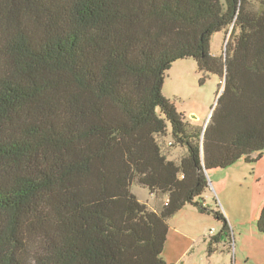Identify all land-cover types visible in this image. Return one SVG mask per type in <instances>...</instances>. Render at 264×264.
Instances as JSON below:
<instances>
[{
    "label": "trees",
    "instance_id": "1",
    "mask_svg": "<svg viewBox=\"0 0 264 264\" xmlns=\"http://www.w3.org/2000/svg\"><path fill=\"white\" fill-rule=\"evenodd\" d=\"M189 58L222 81L206 129L163 94ZM263 156L264 0H0V264H168L187 206L211 256L208 173Z\"/></svg>",
    "mask_w": 264,
    "mask_h": 264
},
{
    "label": "rangeland",
    "instance_id": "2",
    "mask_svg": "<svg viewBox=\"0 0 264 264\" xmlns=\"http://www.w3.org/2000/svg\"><path fill=\"white\" fill-rule=\"evenodd\" d=\"M227 39L224 34L213 36L211 53L220 55ZM197 66L190 58L176 62L166 74L163 94L186 114L188 121L205 128L222 81L212 76L200 84L204 74ZM179 154L178 150L171 153L173 158ZM208 178L206 201L211 208L219 207L225 214L232 229V244L225 240L209 256L208 239L223 229V223L212 215H203L193 230L196 242L191 246L189 242L170 241L163 257L168 264H264V235L257 227L264 207V156L257 164L241 160L226 169L213 170ZM132 191L140 202L155 206L156 200L148 189L133 185Z\"/></svg>",
    "mask_w": 264,
    "mask_h": 264
},
{
    "label": "crops",
    "instance_id": "3",
    "mask_svg": "<svg viewBox=\"0 0 264 264\" xmlns=\"http://www.w3.org/2000/svg\"><path fill=\"white\" fill-rule=\"evenodd\" d=\"M191 123L193 125H196L194 121L193 122L191 121ZM207 198L208 197L205 196L204 201L205 204L209 206V202L206 201ZM153 199L155 200L154 197ZM202 216H203L202 213H200L198 209L193 206H187L183 208V210H181L178 214H176L170 221V230H169L166 246L169 244L170 241H177L185 244L189 242L191 243L192 246V244L197 240L196 237H192L193 236L192 234L194 233L193 230H195V225L197 224V222L200 221ZM166 246L164 248H166Z\"/></svg>",
    "mask_w": 264,
    "mask_h": 264
},
{
    "label": "water",
    "instance_id": "4",
    "mask_svg": "<svg viewBox=\"0 0 264 264\" xmlns=\"http://www.w3.org/2000/svg\"><path fill=\"white\" fill-rule=\"evenodd\" d=\"M193 118H196L195 116H193ZM205 129H206V127H205Z\"/></svg>",
    "mask_w": 264,
    "mask_h": 264
}]
</instances>
